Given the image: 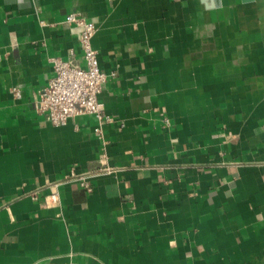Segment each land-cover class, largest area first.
<instances>
[{
    "label": "crops",
    "instance_id": "1",
    "mask_svg": "<svg viewBox=\"0 0 264 264\" xmlns=\"http://www.w3.org/2000/svg\"><path fill=\"white\" fill-rule=\"evenodd\" d=\"M73 12L102 138L36 111L51 58L83 65ZM36 262L264 264V0H0V264Z\"/></svg>",
    "mask_w": 264,
    "mask_h": 264
},
{
    "label": "built area",
    "instance_id": "2",
    "mask_svg": "<svg viewBox=\"0 0 264 264\" xmlns=\"http://www.w3.org/2000/svg\"><path fill=\"white\" fill-rule=\"evenodd\" d=\"M65 23L79 29L78 43L82 51L83 65L75 61L74 52H71V57L67 60L60 57L51 58L54 75L40 92L36 111L55 127L65 126L70 119L78 116L92 115L98 120L96 132L102 138V126L114 122V119L106 114L105 104L99 98L111 75L100 69L98 52L92 44L97 26L78 12L67 15ZM10 92L14 98H21L19 89L14 87ZM90 174V171L78 172L71 169L65 179L91 193L93 189ZM51 200L53 203L58 202V195H52Z\"/></svg>",
    "mask_w": 264,
    "mask_h": 264
},
{
    "label": "water",
    "instance_id": "3",
    "mask_svg": "<svg viewBox=\"0 0 264 264\" xmlns=\"http://www.w3.org/2000/svg\"><path fill=\"white\" fill-rule=\"evenodd\" d=\"M246 1H252V0H246Z\"/></svg>",
    "mask_w": 264,
    "mask_h": 264
}]
</instances>
